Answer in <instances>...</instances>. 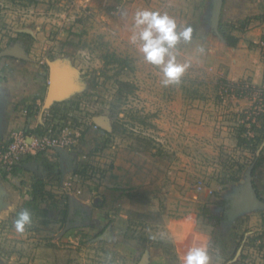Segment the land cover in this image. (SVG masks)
<instances>
[{
    "label": "rangeland",
    "instance_id": "374dc122",
    "mask_svg": "<svg viewBox=\"0 0 264 264\" xmlns=\"http://www.w3.org/2000/svg\"><path fill=\"white\" fill-rule=\"evenodd\" d=\"M197 1L0 0V45L29 52L42 36L40 58L71 70L74 92L46 111L40 134L71 132L78 162L57 195L91 202L63 235L56 198L47 216L27 208L23 231L19 215L1 223L0 264H182L194 247L209 264H264V207H234L255 166L264 199V82L216 75L181 39L172 51L187 68L165 86L132 40L143 10L168 15L177 31L198 27Z\"/></svg>",
    "mask_w": 264,
    "mask_h": 264
},
{
    "label": "crops",
    "instance_id": "0c3cea01",
    "mask_svg": "<svg viewBox=\"0 0 264 264\" xmlns=\"http://www.w3.org/2000/svg\"><path fill=\"white\" fill-rule=\"evenodd\" d=\"M197 3H200L195 4L196 8L200 9L197 11V21L195 20L196 23L198 22V27L190 28L192 30L191 45L194 48V54L197 55L195 56L197 61L201 57L203 65L209 64L213 73L223 74L233 83L248 81L254 86H261L264 82V60L261 47L264 39V0H224L217 29L212 23L215 0H198ZM245 21L248 24L242 27L239 23ZM220 30L238 38V45L229 47ZM35 37L37 42L42 39V36L35 35ZM37 42L29 52L19 44L0 45V150L6 147L13 133L23 132L35 135L37 128L44 126L43 118H46L47 110L43 112V108L49 84V64L67 68L60 63L59 59L49 60L48 57H44L42 60L40 58L42 44ZM13 53L19 54L20 57L12 55ZM72 91L74 92V89ZM93 123L96 124V119ZM106 127V129L99 127L100 131L109 132L110 127ZM95 132L90 129L88 137H94ZM261 152H264V145L260 148ZM76 157L75 154L67 152V171L64 177L61 155L55 150L28 157L13 173H0V225L1 223L4 226L8 225L10 221L12 223L21 212L35 204L43 203L41 206L39 204V208L47 209V204L51 201L49 198L58 199L55 203L58 204L60 212L64 209L62 206L64 207L66 202H68L69 211V201L73 199L75 210L80 213L77 221H84L91 210L89 199L57 195L60 193L57 189L64 190L65 178L75 169V164L78 162ZM55 170L59 176L57 182L53 180ZM36 179L44 181L45 193L48 195L44 201L32 203L30 192L33 191ZM253 183L259 197L264 200L254 180ZM261 183L264 186V179ZM99 201V198H95L93 203L98 205ZM77 225V223L71 225L67 222L60 235ZM15 257L25 258L21 255L13 258Z\"/></svg>",
    "mask_w": 264,
    "mask_h": 264
},
{
    "label": "clouds",
    "instance_id": "9594fccd",
    "mask_svg": "<svg viewBox=\"0 0 264 264\" xmlns=\"http://www.w3.org/2000/svg\"><path fill=\"white\" fill-rule=\"evenodd\" d=\"M134 28L137 30L132 37L133 42L140 41L139 51L144 59L153 65L159 66L162 72V84L167 86L178 82L187 68V64L176 62L173 49L183 39L191 40V29L177 31V24L168 15L148 10L139 11L134 17ZM30 222L27 211L21 212L16 221L18 231ZM207 250L203 247L190 249L182 257V264H209Z\"/></svg>",
    "mask_w": 264,
    "mask_h": 264
},
{
    "label": "water",
    "instance_id": "95a60500",
    "mask_svg": "<svg viewBox=\"0 0 264 264\" xmlns=\"http://www.w3.org/2000/svg\"><path fill=\"white\" fill-rule=\"evenodd\" d=\"M224 0H215L213 13H212V23L215 29H217L219 24V17L221 14V9L223 6ZM14 56H19V54L13 53ZM49 71H48V77H49V84H48V91L46 94V98L44 101V108L43 112L45 110L50 109L56 102L60 101L61 99L66 98L70 93L73 91V78L71 76V70L68 68H61V66L58 67V65L50 63L49 64ZM70 70V72H69ZM61 82H63L62 86L60 87ZM100 123L104 126H100ZM96 125L99 127L107 128L105 122H100V120H96ZM56 151H58L61 155V165H62V174L64 177V174L66 173V160H67V150L57 148ZM252 173H253V167L248 172V178L246 181L245 186L242 189V192L239 194V196L236 198L234 202V207H244L245 210L250 209L252 206H259L264 207V201L259 197L253 183L252 179ZM0 196H1V189H0ZM75 201L73 199H70L69 201V212L68 217L69 219L73 216L75 213Z\"/></svg>",
    "mask_w": 264,
    "mask_h": 264
},
{
    "label": "built area",
    "instance_id": "2783aa9c",
    "mask_svg": "<svg viewBox=\"0 0 264 264\" xmlns=\"http://www.w3.org/2000/svg\"><path fill=\"white\" fill-rule=\"evenodd\" d=\"M121 9V7H117L118 13L121 12ZM261 47L264 60V39L261 42ZM94 128L99 129V126L94 124ZM72 146H74V141L71 132H67L65 128L57 132L54 128L47 127L45 133L35 135L15 132L6 147L0 151V173H13L25 159L32 155L49 150L56 151L57 148L69 150ZM259 245L263 247L264 256V239Z\"/></svg>",
    "mask_w": 264,
    "mask_h": 264
},
{
    "label": "trees",
    "instance_id": "16d2710c",
    "mask_svg": "<svg viewBox=\"0 0 264 264\" xmlns=\"http://www.w3.org/2000/svg\"><path fill=\"white\" fill-rule=\"evenodd\" d=\"M239 24H240L242 27H245V26L248 24V22H247V21H245V22H240ZM220 33H221V35L224 37V39L226 40V43L228 44L229 47H236V46L238 45V42H239V39H238V38L232 36L231 34H227V33L223 32V30H220ZM39 129H40V131H39L38 128H37L36 132L40 134V133L43 132V131H42L43 126H41ZM261 138H264V136L261 137ZM260 141H261V140H260ZM0 151H1V150H0ZM255 167H256V166H255ZM255 167H254V169H253V173H254ZM17 168H18V167H17ZM17 168H16V169H17ZM30 194H31V197H32V199H31V202H32V203H36L37 201H39V202L44 201V198L48 195V194L45 193V184H44V181L41 180V179H36V181H35V183H34V185H33V191L30 192ZM263 201H264V200H263ZM64 207H65V209H63V210L61 211L62 216H63V221L66 220L67 215H68V202H66V204H65ZM32 209H33V210H40L39 206L36 205V204H35L34 206H32ZM41 210H42V211H41V214H42L43 216H47V215H48V211H47V210H43V209H41ZM103 229H106V228H103Z\"/></svg>",
    "mask_w": 264,
    "mask_h": 264
},
{
    "label": "flooded vegetation",
    "instance_id": "af4514ba",
    "mask_svg": "<svg viewBox=\"0 0 264 264\" xmlns=\"http://www.w3.org/2000/svg\"><path fill=\"white\" fill-rule=\"evenodd\" d=\"M69 212V211H68ZM78 215V216H77ZM80 216V213L77 212V210H75V213L73 214V216L69 219L68 215H67V222H70V224L74 221L77 224H79L80 222L77 221V218ZM69 219V220H68Z\"/></svg>",
    "mask_w": 264,
    "mask_h": 264
},
{
    "label": "bare ground",
    "instance_id": "6f19581e",
    "mask_svg": "<svg viewBox=\"0 0 264 264\" xmlns=\"http://www.w3.org/2000/svg\"><path fill=\"white\" fill-rule=\"evenodd\" d=\"M62 84H63V83H62ZM62 84H61V86H62ZM61 86H60V87H61Z\"/></svg>",
    "mask_w": 264,
    "mask_h": 264
}]
</instances>
